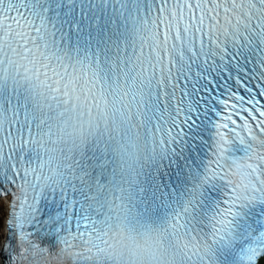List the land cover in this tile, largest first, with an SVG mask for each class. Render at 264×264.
<instances>
[{
    "label": "snow or ice",
    "instance_id": "1",
    "mask_svg": "<svg viewBox=\"0 0 264 264\" xmlns=\"http://www.w3.org/2000/svg\"><path fill=\"white\" fill-rule=\"evenodd\" d=\"M0 264H264V0H0Z\"/></svg>",
    "mask_w": 264,
    "mask_h": 264
}]
</instances>
